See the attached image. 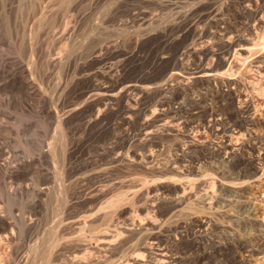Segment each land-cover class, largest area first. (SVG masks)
I'll use <instances>...</instances> for the list:
<instances>
[{
    "label": "rangeland",
    "instance_id": "obj_1",
    "mask_svg": "<svg viewBox=\"0 0 264 264\" xmlns=\"http://www.w3.org/2000/svg\"><path fill=\"white\" fill-rule=\"evenodd\" d=\"M213 1L215 2L213 6L214 12L212 11L213 16H211L209 19L203 18L201 21V20H197L196 18L195 14H197V12L193 10L194 7L192 6L193 4L192 0L190 1L187 0H181V1L180 0H0V137H1V141L8 146V149H12V148L18 149L17 150L18 152L14 156L15 161L26 157L27 153L35 157L38 151L40 150V146L45 147L48 142H52V144L56 142L58 143L57 145H59L58 136L55 138V135H59L60 133V132L57 133V131H60V129H57L58 128L57 120L67 116L66 111L70 106L78 105V107H82L84 109L86 108L84 112H80L75 117H73L74 120L72 119L71 121L72 123H69V126L72 125L71 126L72 131L75 128L72 134L73 136L72 140L73 142L75 141L74 142L75 146H73L75 148V151H72L71 158L73 159L71 160L73 161H71V163L74 167H83L85 164L88 163L95 168L96 167L99 168V166L102 168L105 167L107 169L106 174L109 175L110 178L112 179V181L110 180L112 184L110 188L111 189L113 188V192L111 191L110 193L111 194L114 193V195H111L110 193H109L110 195L107 194L109 197L105 196L104 197L105 199L102 198L104 200V201L102 200L103 203L101 202V200L98 201L102 205L98 202H97L98 204L94 202L95 204L94 203L93 204L95 205L96 208L93 207L94 205L91 204L92 203L91 202L89 204L91 206L90 216L96 217L98 219L100 217L101 219V215L103 216L102 213H104L103 210L104 211L113 210L111 207L114 206L113 208L115 209V212L121 209L120 212H117L116 214L117 220L120 223H122L121 222L122 220L123 222H125L126 221L125 219L126 218L128 219L131 216H137L138 218L152 217L155 221L154 228L156 226L157 228L159 227L158 228L159 230L157 228L154 229V231H157L158 236H160L161 238L167 241L170 240L173 241L174 238L176 237L175 238L176 241H179L181 242V244H185L189 246L188 247L189 249L187 248V252H186L188 256L186 255L184 259H182L183 262L182 261L179 262L180 264H202V263L227 264L231 260V257H233L235 251L233 252V250H231L229 247L224 248L220 256L213 253L214 252L213 248H215L216 246H222V247L226 246L228 240L234 236L240 238L245 242L247 241L246 242L247 244H258L262 241V237L264 236V231H262V224L259 222V219H262V213L264 212V199L262 198V194L264 192V173L256 178L250 179L249 182L247 183L243 181V177L237 175L238 172H240L243 169L242 164L237 165L236 167H231V165H229V163L226 161L227 159L224 157V155L213 154L209 151L210 144L214 140L213 137L214 135H212L208 127H204L206 131L203 128H200L198 133H192V135L190 134V137L193 136L195 137V139H199L202 142V147L197 148V150L196 148H194L195 149L194 150L193 148H189V147L187 148L186 146H183V143L185 144V142L189 140V138L183 137L184 138L183 139L182 136L179 134V132H182L181 130L175 131L172 128L171 129L168 128L169 130L168 132L167 128L159 127L158 124L155 123L156 124L155 127L157 128L159 133H157V131L155 130L156 132L154 134L155 136L157 135L156 136L157 139L160 138L158 140L159 142L162 139L161 142L163 144L160 142L157 144L158 146H156L155 148H153L154 147L153 146L152 148L153 150L157 151V152L153 151L154 155L156 153V156H154V158L157 162L158 161L160 162L159 165L162 164L160 165L162 167H159L158 170L157 169L154 170L153 173L155 175L151 173L152 177H149L148 178L149 180L147 179L145 183L146 186L150 185V187L154 189L153 193L161 195L162 191L159 188L168 187V186L177 187L182 184L183 185L185 184L187 186V184L189 185L190 183H194V184L196 183L198 185L199 183L198 188H195L196 189L195 192L197 191L199 199L200 198L202 199H200L199 201L197 197L195 199H198V201H196L194 200V196L193 197L191 196L192 198L189 199L192 200L188 199V202L193 201L196 205L193 204V202H192L193 205L192 204L189 205L191 202H189V204H187L188 202H186L187 206L184 205L185 207H183L181 204L178 207L176 206L172 208L167 207L164 204L165 202H161L159 200L157 201L159 206L156 203L157 207L154 210H149L150 208H145L141 205L142 201L139 202L130 201L129 198H127L131 196L129 192L131 191L133 192L135 191V189H138V187L142 186L139 183L143 184V181H141L143 179L142 178L143 175L150 176V174H147L148 170L144 169L141 166L135 167L138 166L135 163H132L130 165L124 163L125 165H127L128 168L127 167L125 168V165L123 166V162H115L117 165H115L114 163H110V159L113 156V150L111 151L110 148L112 145L116 144L120 146L119 147L120 151L121 149L122 151L123 150L125 151V149L127 150V148L130 147L140 151H142L144 148L146 149V147H142L141 142L139 140L140 121L144 118L147 119L149 118V120L152 121L151 118H153V116L150 115L151 114L150 110L156 105L160 104L161 102H165L168 93L164 91H149V93L145 94L144 96H138L132 92L133 93V94L131 93L132 95H128L130 97L128 98V102L130 101L129 103L131 105L135 103L132 106L145 108L146 110L144 112L141 111L140 113L136 114V116L135 114L132 115L130 120L128 122H125L123 119L126 114L121 109L117 110L118 108L116 106V108L112 110L105 111V114L103 116V121L99 122L98 125L94 124L93 127L91 126L87 129H83L82 128V126H84L83 122H85V120H87L90 116V115L88 116L87 114L92 112L91 110H88L89 109L88 101L86 102V99L89 98H88V94L85 92L87 91V89H89L91 83L105 82L107 81V78L110 77L111 75H112L111 77L115 75L113 78L119 76L121 80H123V82H128L134 79H142V80L146 79L148 82L150 83L152 82L151 84L154 85L155 83L161 81V79H156V78L159 74L165 71L168 65L167 59L158 60V58L166 54L167 51L169 52L171 49L175 47V45H177V44L175 45L169 44V42L165 41L166 38L192 39L191 37H193V39H195L196 38L195 34L199 31L201 32L203 27H207L208 36L213 37L214 35V38L215 36L219 38V34L217 32L220 30L217 27L221 28L219 22L222 21L225 22L226 20V22L229 21L230 24V22L234 20V22H232V25L233 23L236 24L237 22L238 23L236 25L240 24V22L238 21L235 15L238 9L237 6L238 3L236 2L231 3L230 0L227 1L221 0V3H218L220 2V0L219 1L213 0ZM222 1L224 3L225 2L227 3H225L224 5ZM233 4L236 6V8ZM200 11L203 13L205 12V10L203 11L199 10V12ZM187 12L188 15L187 17H185L184 14ZM233 15L235 16V18ZM188 19L190 22L188 21ZM207 20L210 22H207ZM186 21L189 22V24L188 23L185 24ZM195 21L198 22L195 23ZM211 21L213 23H211ZM217 22L219 23V25ZM197 23H200L201 25ZM208 23L211 24V26H208L209 25ZM221 25L223 24L221 23ZM200 28L201 30H199ZM154 29L157 32H155ZM192 29L195 31L190 32ZM163 30L168 33H164ZM184 31L185 33H188L187 38H184L182 36ZM199 33H197V36ZM165 34H167L168 37ZM172 34L174 35L173 37ZM212 37L211 39H214ZM218 38H215V40ZM127 39H138V43L140 44L136 45V47L131 46L132 44L126 42ZM105 40H107L108 43L113 40L115 43L113 41L110 42L109 44H113V43L114 44L110 46V49L108 51L105 50L104 52L102 50L100 54L101 55L100 58L89 57L88 54L90 53L92 46L96 45L97 42L102 43L104 41L105 43ZM242 41H241V43H243L242 47L247 48L248 45L246 44L249 43L248 40H242ZM244 43L246 46H244ZM133 47L135 48L133 49ZM31 49L33 50L31 51ZM263 51L264 49H262L261 51H257L254 53V55L252 54L253 57L250 56L249 58H251V60H255L263 54ZM237 59L235 58V61L233 60L234 63L236 61L237 63L234 64L232 61L231 62L234 65L238 64L239 68H241L240 71L241 72L244 71V73H246L244 74L246 76V81L251 82V85L250 83L248 84L245 81L244 82L246 85H250L247 87L251 89V87L255 85L254 83L256 79H258L257 73L254 70L255 68L251 67L252 68L251 69L250 66H248V64L250 63L248 58L243 60L244 63H240L242 62L241 60L242 58L240 59V61ZM246 60L248 62H245ZM262 60H263L262 64H264L263 55H262ZM239 64L240 65L242 64V66H240ZM21 66L24 67V71L20 70L22 72L19 71V69H21L19 67ZM244 69L246 70V72ZM17 70L20 72L21 75H24L29 79L31 78V81L33 80L30 86L28 83H25V85H20V86L18 84L15 86H11L9 84L6 77L7 71L10 72ZM247 70L249 71L247 72ZM249 72L251 76L249 75ZM237 74L238 73H236L234 77L238 78ZM262 78L258 80L259 81L258 83L262 84L261 87H263L262 88L263 92L261 91L262 92L261 93L257 91L256 92L252 91L253 93H251L250 96L251 97L250 103L252 104L251 107L257 110V111L253 110L254 116L257 117H260L261 114L262 116H264V80H263L264 78L263 79ZM147 81L145 82L146 84L148 83ZM70 82H72V84ZM252 82L254 84L253 86H252ZM150 83L149 85H151ZM190 85H192L191 89H187V91L186 90L181 91L183 93L182 94L183 100L185 101L189 100L191 104V101L193 100L192 96L195 95L194 93H197L196 90L198 92H202L203 90L207 89L208 91V98H207L208 101L206 100L207 103L212 102V104H216V102L215 103L213 102V98L218 94V89H219L218 86L209 85L210 87L208 86L205 89L204 86L201 85L195 86V84L193 83H191ZM197 86L198 89L196 88ZM200 88H202L201 89L202 91H200ZM187 96L188 97L191 96V98H188ZM131 99L133 100L131 101ZM171 106L174 108L177 107L176 103H171ZM187 107L189 108L191 106L186 105V108ZM188 110H190V108ZM186 111L187 110L184 109L178 110L177 113L178 114L180 113L179 115L182 116L183 114L184 116H187L190 111H187L188 113ZM106 113L108 115H106ZM111 130L112 131L114 130V132H112ZM254 130L256 133L255 135L257 136L261 133V131L258 128L252 129V131ZM79 131L80 133H77ZM163 131L168 132V134L167 133L164 134ZM175 132H177V135L174 134ZM77 136L78 138L81 139H77ZM170 136L173 138L174 137L176 138V136L179 137L177 139L175 138L171 139ZM232 137H230L231 140L229 141L230 142L232 141L231 142L232 144L234 143L236 146H238L240 141L236 140L234 135ZM178 143L181 144L182 147H184V149L186 148L185 151L188 154L186 153L180 154L181 152L178 151L180 149H178L179 147L176 146ZM57 145L55 144V146ZM165 147H167L168 149ZM243 152L246 153L245 151ZM177 153H179L180 156L179 154L177 155ZM46 157H47L46 159L41 158L40 160H36L32 162V164L29 166V173L26 176L20 177L19 179H6V182L8 184H11L12 186H17V185H29L33 183L37 184V183H41L42 181H48V182L50 181L49 184L51 186V190L54 188V186L56 187V189L54 188L52 192H54L55 190L57 191L56 173L58 172V170H60L61 167L60 164L61 156L60 154H58V158L55 164L52 163V161H50L51 160L50 156H46ZM49 158L50 160H48ZM166 158H168V160L178 161L179 163L178 166L183 171L182 175L176 174L175 172L174 175V173H172L173 171H167L165 169H162L164 164L163 162L167 160ZM58 160L60 161L59 163L60 165L57 164L59 162ZM133 164H135V166L132 167ZM51 166L53 167L51 168ZM56 168H58V170ZM163 170L165 172H163ZM82 171L84 170H82L81 168V170L77 171L72 176L71 179L74 180L73 182H75V184L77 181L75 179H77V177L82 173ZM160 171H161V175L160 173H156ZM141 172H143V175ZM176 175L178 177L180 175V177L182 176V178L184 179H181L180 177L178 178ZM44 176H47L48 178L44 179ZM2 181L3 180L0 178V183H2ZM135 181H137L138 183ZM209 181L211 182L214 181V188L211 194V198L213 200L211 198H208L209 199L208 200L203 193V191L209 188L208 186L211 183ZM130 183L132 184V186ZM220 183H224L229 187L222 189L219 187ZM84 186L86 187V185ZM199 186L202 189H200ZM128 188L132 190H129ZM156 188L157 191L159 190L158 191L159 193L156 191ZM218 188L221 190H219ZM201 190L203 191L201 192ZM114 191L116 192L117 196H115L116 194ZM120 191L122 193L118 195ZM176 192L177 190L172 189L168 191L167 196L170 195V197H174L175 196L174 193ZM78 193L77 195H79L81 199L83 197V192L81 191L80 194ZM120 195L123 196L120 197ZM79 197H77V199H79ZM124 197L130 201V202L128 201L129 204L127 203V201H124L125 199L124 200L121 199ZM111 198L113 200L116 199L114 200L115 202L113 206H109V203H106L109 202V199L111 201L112 200ZM48 200L45 204V207L47 206V209L46 208L43 209L42 212L39 214L41 221L40 227L42 230L44 228H47L49 225L53 223V220L54 218H56L55 216L58 213L57 204H55V198L50 196ZM52 200H54V202H52ZM79 202H81V200H79ZM120 202L122 203L121 204L122 206L120 205ZM123 202L126 204H124ZM131 202H133V205ZM116 203H118L120 206ZM99 204L101 205V208ZM104 204L106 205L108 204L109 207L107 208V206H105ZM115 204L117 205L118 208L120 207L119 209L117 208L118 210L116 209ZM245 204L248 205V207L250 206V208H252L251 212L245 211V206H244ZM82 205L83 204L78 203L76 207H74L76 213L84 209L82 208ZM103 205L104 207L102 208ZM194 205L196 206L197 209H193L195 208ZM22 206L25 208V210H28L27 205L24 204ZM189 206L190 209L189 208L186 209V207ZM17 208L18 207L16 205L12 209L13 211L16 212ZM185 209L188 211H186ZM191 209H193V212L191 211ZM169 210L170 211L172 210L171 213ZM89 212H87V214H89ZM98 213L101 215L99 216ZM167 213L169 216H167ZM165 216H167L168 218ZM179 218L184 221L180 220ZM200 218L201 219L208 218L206 219L207 224L206 226H203V228L198 226L197 224V220H199ZM175 220L178 221H176L175 223ZM162 221L163 222L165 221L166 223L165 222L163 223ZM98 222L99 220L96 221V223ZM170 223L171 224L174 223L175 225L174 224L171 225ZM5 249H6L5 245L0 246V252H1L0 255L4 256L3 253H5L6 251ZM236 251H237L236 253L239 255L245 254V252L242 249L241 250L238 249ZM204 253L210 254V258L201 261L200 255ZM251 264H264V263L260 258L256 259V257H252Z\"/></svg>",
    "mask_w": 264,
    "mask_h": 264
},
{
    "label": "bare ground",
    "instance_id": "obj_2",
    "mask_svg": "<svg viewBox=\"0 0 264 264\" xmlns=\"http://www.w3.org/2000/svg\"><path fill=\"white\" fill-rule=\"evenodd\" d=\"M187 1H190V0H187ZM192 1H193L192 6L194 7L193 10L197 12V14L194 13L196 15L197 20L202 21L203 18L209 19L211 16H213L212 11H213V6L215 4L213 0H196V1L192 0ZM230 1L231 3L233 2L238 3L237 5L238 9L237 11L235 10L236 14L235 13L234 14L236 15V18L238 19L240 24L236 25L238 23L237 22L236 24L233 23L232 25V22H234V20L230 22V24H229V21L226 22V20L225 22L224 21L219 22L221 28L217 27V24H216V27L220 29L219 31H217L219 34V38L215 36V38H218V39L215 40L214 35L213 37L208 36L207 27H203L202 30L200 28L199 30H201V32L200 31H199L200 33L197 32L199 33L198 36H197V33L195 34L196 35L195 39H193V37H191L192 39H167V38L165 39V41L169 42V44L171 45L177 44V45H175V47L171 49L169 52L167 51L166 54L158 58V60H164V59L168 60V65L165 71L159 74L156 78V79H161L160 82L156 81L157 83H155L154 85H152L151 84L152 82L150 83L146 79L145 80L148 82L147 84L145 83L146 81L142 79H134L128 82H123V80H121L119 76L113 78L115 75L113 77H111L112 76L111 75L110 77L107 78V81L105 82L91 83L89 89H87V91L85 92L88 94V98H89V99H86V102L88 101V107H89L88 110H91L92 112L87 114L88 116L89 115L90 116L87 120H85V122H83V125H84L82 126L83 129H87L91 126L93 127L94 124L98 125L99 122L103 121V116L105 114V111L112 110L116 108V106L118 108L117 110L121 109L126 114L124 116V119L122 118L125 122H128L130 118L132 117V115L135 114L136 116V114L140 113L141 111L144 112L146 110L145 108L132 106L135 103L131 105L129 103L130 101L128 102V98H130L128 95H132L134 93L138 96H144L145 94L149 93V91H164L168 93L165 102H161L160 104L156 105L150 110L151 112L150 115L153 116V118H151L152 121H150L149 118L148 119L144 118L140 121V139L139 140L141 142L142 147H146V149L144 148L145 150L143 149L142 151H140V150H135L134 148H131V147L130 148L126 147L127 150L125 149V151L124 150L122 151L121 149L120 151V148H119L120 146L116 144L112 145L110 148L111 151L113 150V156L110 159V163H114L115 165H117L115 162H123V166L125 164L130 165L132 163H135L138 166H135V164H133L132 167L141 166L144 169L148 170V172L147 171L146 172L147 174H150V176L146 175L145 174L146 172L144 173L148 177L144 176L143 172H141L143 175L142 177L143 179L141 180L140 178V180L143 181L144 185L139 183L142 186L138 185L140 186L138 187V189H135V191L133 192L132 191L129 192L131 196L127 198H129L130 201H138V202L142 201V203L140 202L141 205L145 208H150L149 210H154L157 207L156 203L158 204L157 201L159 200L161 202H165L164 204L167 207L172 208L176 206L178 207L181 204L183 207H185L184 205H186V202H188V199L192 198L193 196H194V200L198 201L199 199L197 191L195 192L196 190L195 188H198L199 183L198 185L196 183H195L196 185L194 183H190L189 184L190 186L188 184L187 186L185 184L184 185L182 184L177 187L168 186V187L159 188L162 191V192L160 191L161 195L153 193L154 189H152L150 185L146 186L145 183L147 179L149 177H152L151 173H153L155 169L158 170L159 167H162L160 166L162 164L159 165L160 162L159 161L157 162L154 158V156H156V153L155 155L153 154V151H155L153 150V148L158 146L157 144L162 141L161 139V141L159 142L158 140L160 138L157 139L156 137L157 135L155 136L154 134L156 131L157 133H159L157 128L155 127L156 125L155 123H157L159 127L167 128V130L168 128L169 129L172 128L175 131L181 130L182 132H179V131L178 132L182 136V138L183 137L189 138V140H187L185 144L183 143V146H186L187 148L188 147L193 148V149L196 148V150L197 148L202 147V142L199 139H195V137L193 136L190 137V134L192 135V133H198L200 128L204 129V127H208L212 135H214L213 136L214 140L210 144L209 151L213 154L224 155V157L227 159L226 161L229 163V165H231V167H236L237 165L242 164L243 169L240 172H238L237 175L242 176L243 181L247 183L249 182L250 179L256 178L264 173V116H262V114L260 115V117L254 116V111L256 109L252 108L251 107L252 104L250 103V98H251L250 96H251V93H253L252 91L261 92L263 88L261 87L262 84L258 83L259 82L258 80L261 79L262 77L264 78V64H262V61H263L262 55L264 57V51H263V54L255 60H251V58H249L250 56H252V54L254 55L255 52L261 51L262 49H264V0H230ZM218 3H221V0ZM199 10H202V11L205 10V12L203 13L200 11L201 12L200 13ZM220 14H221V11H220ZM187 15H188V12L184 14L185 17H187ZM204 20H203V23H204ZM189 22L186 21L185 24L187 23L189 24ZM196 22L198 21H195V23ZM207 22H210V21L207 20ZM211 23L213 22L211 21ZM221 23L223 25H221ZM197 24H200V23H197ZM190 26H189V29H190ZM208 26H211V24H209ZM192 31L194 32L195 30L192 29L190 32ZM163 32L168 33V32H165L164 30ZM165 35L167 36V34ZM173 36L174 35L172 34V37ZM182 36L184 38H187L188 33H185L184 31ZM211 37L214 39H211ZM242 40H248L249 43L246 44L248 45L247 48L242 47L243 46V43H241ZM126 42H128L129 44H132L131 46H135V47L136 45L140 44L138 43V39H127ZM109 43L107 42V40H105V43L104 41L102 43L97 42L96 45L92 46L91 51L88 54V56L91 58L93 57L100 58L101 51L102 50L104 52L105 50L108 51L110 49V46L113 45L115 42L113 44H109ZM245 43H244V46H246ZM135 47H133V49ZM32 50L33 49H31V51ZM235 58L236 59L239 58L237 59L239 61L242 58L241 59L242 62L240 63H244L243 60L248 58L250 62L249 64L247 63L248 66H250V68L251 67L255 68L254 70L257 73L258 79L254 78L256 79L254 83L255 85L252 82V86L253 85L254 86L251 87V89L247 87L251 85V82L246 81V76L244 75L246 73H244V71L243 72L240 71L241 68H239L238 64L234 65L235 63H237V61L235 63L233 62V60L235 61ZM245 62H248V61L246 60ZM240 66H242V64ZM19 68H21L19 69V71L20 70L24 71L23 66ZM17 71H10V72L7 71L6 77H7V81L9 82V84L11 86H15L17 84L20 86V85H25V83H28L30 86L33 80L31 81V78L29 79L26 76L21 75L20 72L22 71L20 72L18 71L19 73ZM248 71L249 70H247V72ZM236 73H238L237 74L238 78L234 77ZM249 75H250V72H249ZM244 81L248 84L250 83V85H246ZM70 83L72 84V82ZM149 83L151 85H149ZM191 83L195 84V86L196 85L204 86L205 89L209 85L218 86L219 87L218 94L213 98V102L214 103L216 102V104H212V102L207 103L208 91L207 89L202 91L201 90L202 88H200V91L202 92H198L196 90L197 93H194L195 95L192 96L193 100L191 101V104L189 100H186V101L183 100L182 99L183 93L181 91H185V90L187 91V89H191L192 88V85H190ZM196 88L198 89V86ZM188 98H191V96H189ZM180 99H182L185 102H183ZM132 100L133 99H131V101ZM181 101L184 104H182ZM171 103H176L177 107L176 106H175L176 108L172 107ZM186 105L191 106L189 107L190 110H188L189 109L188 107H187L188 109L186 108ZM183 109L190 111L189 113L186 111L188 113V115L186 114L187 116H184V114L182 116V115H179L180 113L179 114L177 113L178 110H183ZM85 110L86 108L84 109L82 107H78V105L70 106L68 110L66 111L67 116L57 120V127H58L57 129H60V131H57V133L59 132L60 133L59 135H55V138L58 136L59 145H57L58 143L56 142L53 143L54 145L52 144V142H48L45 147L40 146V150L38 151L35 157L27 153L26 157L15 161L14 156L18 152L17 151L18 149L17 148L8 149V146L1 141V137H0V178L3 180L2 183H0V246H3V245L6 246V249H5L6 251L5 253H3L4 256L0 255V264H178L187 255L186 252L189 246L185 244H181V242L179 241H176L175 239L176 237L174 238L175 241L174 240L167 241L161 238L160 236H158L157 231H154V229H156L157 226L154 228L155 221L152 217H148V218L139 217L138 218L137 216H131L128 219L126 218L125 222H123V220L122 221L120 220L122 222L120 223L117 220L116 214L117 212H120L121 209L115 212V209L113 208L114 207L113 204L115 202L114 200L116 199L113 200L112 198H111L112 199L111 201L109 199V202H106V203H109V206H113L111 207L113 210H110V211L103 210L104 213L101 212L103 216L98 213L99 216L101 215V219L100 217L98 219L96 217L90 216L91 206L89 204L91 202H92L91 204H93L94 202L97 203L100 200L103 203L104 200L102 198H104L105 196L109 197L107 194H109L111 191L113 192V188L112 189L110 188V186H112L111 184L112 179L110 178L109 175L106 174L107 169L105 167L102 168L99 166V168L98 167L95 168V167H92L91 164L89 163L85 164L83 167H74L71 163V161H73L71 160L73 159L71 158L72 151H75V148L73 147L75 146L74 145L75 141L73 142L72 140L73 139L72 134L75 128L72 131V128H71L72 125L70 124L71 126H69V123H72L71 122L72 119L74 120L73 117H75L80 112H84ZM106 115L108 114L106 113ZM153 126L156 129H154ZM256 128H258L261 131V133L259 132L260 134L258 136L255 135L256 134L255 130L252 131V129H256ZM112 132H114V130ZM168 132H164V134L166 133L168 134ZM77 133H80V131ZM174 134L177 135V132H175ZM233 135L236 140L240 141L238 146H236L234 143L232 144L231 143L232 141L231 142L229 141L231 140L230 137H232ZM178 137L176 136V138L175 137L174 138L177 139ZM172 138L173 137H171V139ZM77 139H81V138H78L77 136ZM55 144L57 146H55ZM176 146L179 147L178 149L180 150L178 151L181 152L180 154H185V153L188 154L185 151L186 148L184 149V147H182L181 144L178 143ZM243 151H245L246 153H244ZM58 154H60L61 156L60 158L61 163L58 160L59 162L57 164L58 165L61 164V167L59 166L60 170H58L59 167L56 168L58 170V172L56 173L57 191L55 190L54 192H52V190H54V188L56 189V187L53 185L54 188L51 190V186L49 184L50 181L49 182L42 181L41 183H37V184L33 183L29 185H17V186H12L11 184H8L6 182V179H19L20 177L26 176L29 173V166L32 164V162L36 160H40L41 158L46 159L47 158L46 156H50L51 160L50 158L48 160L52 161V163L55 164L58 158ZM178 154L179 153H177V155ZM166 159L167 160L162 159V160H165V162H163L164 164H163L162 169H165L167 171H173L172 173L175 172L176 174L182 175L183 171L178 166L179 164L178 161L168 160V158ZM194 159H197V158H194ZM52 167L53 166H51V168ZM126 167L127 165H125V168ZM81 168L84 171H82V173L77 177V179H75L77 180L75 184V182H73L74 180H72L71 178L74 175V173L81 170ZM163 172L165 171L163 170ZM156 173H160L161 175V171L156 172ZM46 178L48 177L44 176V179ZM180 178L184 179L182 178V176ZM84 185H86V187ZM208 187L209 188L206 189L205 191L201 190V192L203 191L207 199L211 198L212 190L214 188V181L211 182ZM219 187L224 189V188H228L229 186L225 185L224 183H220ZM172 189L177 190V192L174 193L175 196L174 197H170V195L167 196L168 191ZM129 190H132V189H129ZM81 191L83 192V197L80 199L77 193L79 192L78 194H80ZM121 191L118 193V195L122 193ZM156 191H157V188H156ZM111 195H114V193H112ZM50 196L55 198V204H57L58 213L56 212L57 213V215L55 216L56 218L53 217L54 218L53 223L49 225L47 228H44L42 230L40 227L41 221H40L39 214L42 212L43 209L45 208L47 209V206L45 207V204ZM115 196H117V194ZM122 196L120 195V197ZM77 197H79V199H77ZM197 197L198 199H195ZM262 198L264 199V192L262 194ZM121 199L123 200L125 199L124 201H127L128 204L130 202L125 197ZM79 200H81V202H79ZM189 200H192V199H189ZM52 202H54V200H52ZM189 202L191 203L189 204ZM189 202L187 204L191 205L193 201H189ZM78 203L83 204L82 208L84 209L80 210L79 208L80 211L76 213L74 210V207H76ZM131 203L133 205V202ZM24 204L27 205L28 210H25V208L22 206ZM121 204L122 203L120 202V205ZM193 204L195 203L193 202ZM16 205L18 208H17V211L15 212L13 211L12 208ZM101 205H100V208H101ZM104 205L107 206V208L109 207L108 204L107 205L104 204ZM104 205L102 206V208L104 207ZM244 206H245V211L247 212L252 211V208H250V206L248 207V205L246 204ZM93 207H95V205ZM115 207L116 209L118 208L117 205ZM187 208L190 209V206L186 207V209ZM193 209H197L196 206ZM193 209H191L192 212H193ZM87 212H89V214H87ZM167 216H169L168 213H167ZM206 219L200 218L199 220H197L198 226L202 228L203 226H206L207 224ZM97 220H99L98 223H96ZM178 220H175V223ZM259 222L262 224V231H264V212L262 213V219H259ZM246 242L234 236L228 240L226 246L224 247L216 246L215 248H213L214 249L213 253L220 255L223 252L224 248L229 247L231 250H233V252L234 251L235 252L233 254V257H231V260L227 264H251L252 257H256V259L260 258L262 262L264 263V236L262 237V241L258 244H247ZM238 249L240 250L242 249L245 252V254L244 255L237 254L236 250ZM208 258H210V254L204 253L200 255L201 261L206 260Z\"/></svg>",
    "mask_w": 264,
    "mask_h": 264
}]
</instances>
